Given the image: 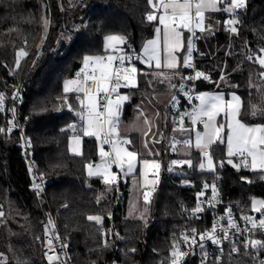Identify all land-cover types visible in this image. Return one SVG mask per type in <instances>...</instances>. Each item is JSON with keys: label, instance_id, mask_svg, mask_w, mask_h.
<instances>
[{"label": "trees", "instance_id": "1", "mask_svg": "<svg viewBox=\"0 0 264 264\" xmlns=\"http://www.w3.org/2000/svg\"><path fill=\"white\" fill-rule=\"evenodd\" d=\"M152 10L148 0H0V86L5 88L4 81H21L17 116L25 127L32 159L31 165L18 130L0 132V253L7 264H49L38 241L49 207L68 242L73 264H106L113 254L119 264H135L140 257V264H160L176 228L194 223L189 214L197 200L195 183L210 175L199 167V150L190 151L192 166L184 165L183 172L162 173L146 221L126 216L125 177L124 198L113 214L115 228L123 237L116 243L102 234L114 185L106 188L100 177L89 176L85 170L86 164L101 160L98 143L94 137L82 136L80 154L68 147V126L75 113L62 104L64 81L75 77L85 55L105 54L103 42L108 35L125 36L124 49H139L153 31V22L146 19ZM221 14L213 35L193 37L195 67L212 79L211 83L202 79L199 84L206 90L237 93L243 102L242 121L264 123V116L253 118L250 107L264 103V67L255 62L264 48V0H245V7L233 17L239 20L234 25L238 34L224 23L232 16ZM20 49L28 55L17 66ZM136 68V86L122 88L129 97L122 121L130 117L141 96L175 93L187 69L180 66L172 70L174 74L159 78L151 68ZM67 95L68 103L76 107L75 95ZM7 123L2 110L0 128ZM166 132L167 128L164 135ZM129 147L137 149L132 141ZM209 151L213 161L222 162L218 173L225 199L240 209H249L251 197L264 199V171L238 170L228 164L225 144L215 143ZM162 156L166 162L175 157L172 152ZM233 160L240 163L237 157ZM34 170L47 180L44 192L36 187ZM92 215L102 216V222L89 220ZM261 257L264 251L258 257L238 253L208 264H255Z\"/></svg>", "mask_w": 264, "mask_h": 264}, {"label": "snow or ice", "instance_id": "2", "mask_svg": "<svg viewBox=\"0 0 264 264\" xmlns=\"http://www.w3.org/2000/svg\"><path fill=\"white\" fill-rule=\"evenodd\" d=\"M227 2V0H148L149 5L154 9L153 12L147 14L146 19L149 22L157 21L159 26L155 28V38L148 40L143 47V56H136L137 60L147 64L149 67L154 66L157 69L162 67L177 70L178 69V57L177 51L184 48V36L185 32L191 33L192 36L187 39V55L184 56L183 65L185 68H192V52H193V40L196 31L204 32L206 30L204 26L205 12L211 10L214 12L223 11L225 13L236 16L238 9L245 7V0H230L228 7L220 9L217 7L218 3ZM157 12L160 14L157 15ZM224 23L230 27V31L238 34V29L234 26L239 23L237 19H229ZM47 21H45V27ZM162 26V27H161ZM207 30H210V26ZM104 51L105 55L89 56L85 55L82 60L81 69L75 74V78L67 79L64 81L62 104L70 111L72 110L71 104L68 103V95L74 94L76 101L80 105V110L76 112V115L83 121V128L81 131L86 137H95L99 142V156L102 161L101 164L93 165L89 163L86 165L89 176H102L103 182L107 185H114L118 183V176L111 169L113 165H116L120 172L124 175L132 174L135 171L136 163L138 160V153L129 151L123 145L130 144L131 141L119 139L118 121L121 111V107L125 101L129 99L128 96L119 94V89L123 87H134L136 74L138 69L135 65L131 64L133 59L132 55L125 52L121 47L127 44V38L120 35H108L104 38ZM162 42V48H161ZM264 52V49L260 50ZM115 53V54H113ZM163 54V64H162ZM28 53L23 49L18 52V57L27 56ZM247 59L252 60V56H248ZM128 62V66H125V62ZM118 62V65L114 66ZM255 62L264 67V56H257ZM17 66H19V59L17 60ZM264 76V73H261ZM210 80V77L205 73L196 71L195 76L182 77L189 81L201 79ZM223 80V76L221 77ZM124 82L123 84L121 82ZM175 87V85H173ZM180 91L184 92V95L192 100L190 95L191 90L185 91L184 85H180ZM82 94V95H81ZM199 101V104L194 106L191 111L179 114V130L190 131L195 133V147L202 151L203 156L207 159L208 170H213V159L211 154L205 149L210 148L215 143L225 144L227 147V163L233 165L238 170L240 168L250 169L253 172L264 171V123L246 124L241 119L243 102L239 96L235 93L231 94V99L225 100L223 93H201L194 97ZM173 102H176V97L172 98ZM3 94H0V111L3 110ZM251 115L253 118L257 116H264V103L252 104ZM13 114L15 108L11 109ZM223 113L226 118V123H217V117ZM187 117L193 126L197 123L203 125V132L197 131L195 127L192 129L184 128V120ZM14 118V117H13ZM147 123V121H145ZM16 125L10 122V126L7 129L11 132ZM73 131L76 130L75 125L68 126ZM225 129L227 131L225 132ZM176 131L177 129H173ZM6 130L0 128V132ZM77 143H79V137H73ZM154 143L157 141H153ZM176 141L172 145V150H176ZM185 145L192 143L191 139H185L183 141ZM110 145V150L105 151L104 146ZM145 149L152 155L150 149H148L147 142L145 143ZM73 151H76L73 149ZM159 155V153H156ZM237 157L240 160L239 164H233V158ZM144 168L154 169V175L158 176L161 164L156 160L144 159L142 161ZM172 165L187 164L192 166L191 160L171 162ZM204 164H200V168L204 169ZM171 170V165L169 166ZM145 185L155 184L156 181H150L147 179V172L144 173ZM38 187V186H36ZM208 184L204 185L207 189ZM213 200L217 196V190L215 185H211ZM203 192L198 194L202 196ZM149 192L144 193L145 202L149 201ZM99 202V200L97 201ZM211 206L212 200L208 201ZM252 208L254 211L261 214L264 217V199H252ZM199 203L197 204L194 212H200ZM228 228H235L237 231H242L232 218L231 209L226 210ZM3 215V213H0ZM89 220L102 222L100 216H89ZM223 219V218H222ZM243 219L248 221L252 225V229L264 230V218L256 220L251 216H244ZM53 222L49 220V224ZM53 224V228H54ZM252 229H249L251 231ZM196 229H192V235L185 234L183 236L184 243H188L189 247L192 245L203 248V241L205 239L211 240L214 244H221L223 240L228 239L227 229L220 227L219 233L217 232V224H213L211 231L201 233L199 235V242L195 237ZM47 234V229H46ZM57 240L60 237H55ZM107 243V242H106ZM251 246L252 248H264V240H250L245 247ZM49 251L52 255L47 256L49 264H56L60 261L59 255L55 254V248L53 247L52 239L48 240ZM61 247H67L66 244H62ZM132 251H135L133 249ZM222 251V249H220ZM233 252H238L239 249L233 247ZM190 253L180 250V245L173 246V250L170 257V264H183L182 258ZM220 259L219 257L217 258ZM0 264H7V258L0 253ZM18 264H24V262H18ZM63 264V262H60ZM203 264V261H202ZM264 264V261L261 262Z\"/></svg>", "mask_w": 264, "mask_h": 264}, {"label": "built area", "instance_id": "3", "mask_svg": "<svg viewBox=\"0 0 264 264\" xmlns=\"http://www.w3.org/2000/svg\"><path fill=\"white\" fill-rule=\"evenodd\" d=\"M229 5V4H228ZM228 7V6H227ZM240 10V9H238ZM237 10V11H238ZM228 15L229 14L227 13ZM230 19H234L233 16ZM231 26H229L230 28ZM264 49V48H261ZM125 52L132 55L133 59L131 62L136 61V56L139 55L138 49L132 48V49H124ZM193 52H194V46H193ZM192 52V68H187L186 72L183 76H181L180 80L177 83L175 96L177 101L170 107L169 109V126L167 127V132L164 135L163 139V145H164V153L171 152L172 145H173V129H177L179 127V114L185 113L188 111H191L194 106L198 104V100H196L194 97L204 93L205 91H210L204 89V87H201L199 84V81L201 79L196 80H186L182 79V77H189V76H195V72L198 71L195 67V58ZM264 54V52H262ZM115 54V53H113ZM105 55V54H103ZM25 59L22 60L21 65L24 64ZM118 65V62L114 64V66ZM128 65V62H125V66ZM82 67V65H81ZM81 67L78 69V71L81 69ZM220 76L218 77V79ZM207 83H211L212 79L206 80ZM5 82V88L0 86V94H3L4 101H3V111L5 112V115L8 119V123L5 125V130L10 126V122L14 123L16 126L12 130H18L21 136L22 146L25 154L28 157L29 163L32 165V159L30 155V150L28 148V141L25 136V127L23 124L20 123L18 116H17V103L20 99L21 94V81H4ZM122 83V82H121ZM123 84V83H122ZM183 84L185 91L191 90L190 95L193 97L192 100H189L187 96L184 95V92L180 91V85ZM123 86L119 89V94L125 95L122 91ZM82 95V94H81ZM125 103V102H124ZM124 103L121 107L120 111V118L124 112ZM77 106H72V112L75 113V118L71 121L70 125H79L82 124L83 121L80 119L79 116L76 115V112L80 110V105L76 101ZM15 108V113L11 111V109ZM14 117V118H13ZM186 118V117H185ZM120 120V119H119ZM119 124V121H118ZM121 139V136L118 137ZM189 139V138H186ZM105 151L110 150V145L104 146ZM205 151H209V149H205ZM202 154V151H201ZM165 158V157H164ZM101 161V160H100ZM102 162V161H101ZM201 163L204 164V171L210 172V175L208 177L202 178L199 181L195 183L196 189H197V200L195 202V206L190 211V218L194 221L191 225L181 226L176 228V232L174 235L170 236V244L167 250V253L162 257V260L160 264H170V257L173 250V246L176 244L180 245V250L190 253L189 255L182 258L183 264H208L211 262L219 263L224 260V258L236 255L238 253H247L252 254L254 257L260 256L264 248H252L250 245L248 247H245V244L248 243L250 240H264V230H255L252 229V225L243 219L244 216H247V211L245 207H242L241 209L238 207V204L235 202L229 201L224 198V196L221 193L220 185H219V176L218 170L222 168V162L213 161V170H208V164L207 159L202 154V161ZM113 171L118 176V183L114 184V196L112 198L111 202V209L108 214V220L106 226L102 229V234L106 240L118 242L123 239V237L117 232L115 228V221H114V210L122 203L124 198V176L123 173L120 172L119 168L116 165L112 166ZM168 170V167L164 165L162 169V173L166 172ZM250 170V169H248ZM155 170L151 171V174L154 173ZM161 173V175H162ZM154 175V174H153ZM34 177L37 182L38 189L40 191L45 190V185L47 183V180L43 178L40 174H38L34 170ZM160 182V177L158 178L157 182L153 186V188L149 189L148 192L150 193V201L152 203L153 198L156 194V191L158 189ZM208 184L209 187L207 189L204 188V185ZM215 185L217 190V196L213 200V193L211 189V185ZM203 192L202 196H199L198 194ZM145 193V192H144ZM143 193V196H144ZM212 200L211 206L209 205L208 201ZM199 203L200 208L202 211L200 212H194V209L196 208L197 204ZM231 209L232 212V218L236 222V224L239 226V228L242 231H237L235 228H228L227 223V213L226 210ZM223 218V219H222ZM49 220H51L53 223L49 224ZM256 222H259V219H255ZM217 224V232L220 235H223L222 233H219V228L223 227L227 229L228 233V239L223 240L221 244H214L211 240L205 239L203 243V248L192 245L189 247L188 243H184L183 236L185 234L192 235V229H196L195 237L197 241L199 242V235L201 233H205L207 231H211L213 224ZM54 224V228H53ZM149 222L147 223V225ZM47 229V234H46ZM249 229H252L249 231ZM59 236L60 239L57 240L55 237ZM49 238L52 239L53 247L55 248V254L59 255L60 261L56 262V264H60V262H63V264H73L70 252H69V245L67 240L62 236V234L59 232L58 224L54 216L53 210L49 207L46 211V221L43 224V230L41 236L38 238L39 244L41 246V249L44 253L45 259L47 260L46 253L48 255H52L53 253L49 251L48 247V240ZM145 242V240H143ZM62 244H66L67 247H61ZM233 247H236L239 249L238 252H233ZM222 249V251H220ZM119 250L118 244H115V251ZM133 250V249H132ZM4 255V254H3ZM4 257H6L4 255ZM220 258L219 260L217 258ZM142 261V258L140 257L138 261L135 264H140ZM264 261V257L257 258V262L255 264H261V262ZM49 263V262H48ZM106 264H119L116 254H113L112 258L106 263Z\"/></svg>", "mask_w": 264, "mask_h": 264}, {"label": "crops", "instance_id": "4", "mask_svg": "<svg viewBox=\"0 0 264 264\" xmlns=\"http://www.w3.org/2000/svg\"><path fill=\"white\" fill-rule=\"evenodd\" d=\"M154 2H155V0H154ZM229 2H230V0H227V2L218 3V8H220V9L226 8L228 6ZM153 11H154V9L152 10V12ZM221 12H222V10L218 11V12L207 10L205 12L206 18H205V22H204L205 23L204 26H205L206 30L204 32H200L199 30H197L194 38H199L202 36L210 35L209 34L210 30H213V32H214V30H216L221 23V20H220V18L222 17ZM159 14L160 13L157 12V15H159ZM157 26H159L158 20L153 21V31H152L151 35L148 36L141 43V45L138 49V52H139L138 56L144 55L143 54V47L146 44V42L148 40L155 38V35H156L155 34V28ZM209 26H210V30H207L209 28ZM186 40H187V35L185 32L184 44H186ZM103 45H104V42H103ZM193 46H194V42H193ZM161 48H162V42H161ZM183 51H184V48L178 50L176 53V55L178 57V67L182 66L181 62H182ZM163 62L164 61H163V54H162V64H163ZM131 64L135 65V67L137 65H139V66H143L146 68H151L152 71H154V73L156 75H160L163 78H166L167 76H169L173 73L172 70L164 68V67H162L160 69L155 68L154 62H153V67H149L147 64L141 62L140 60H136L135 62H131ZM176 75L178 76V74H176ZM122 83H124V82L122 81ZM204 93H208V94L223 93L225 96V100H228V99H231V94L235 93V92H232V91L224 92L221 90H210V91H205ZM235 94L237 96H239L237 93H235ZM174 96H175V93L168 92V91L156 92V93H153L152 95H149V96H141L137 102V105L132 109L130 117L127 120H124L123 122H119L117 131L119 132L121 139L132 141V144L136 143L137 149H135V150L131 149L129 147V144L123 145V146L126 147L129 151H133V152L138 153V160L136 163L135 171L129 175L123 174L124 178L128 177V185H129L131 176H135L138 178V175H139L138 164H139L141 158H147V159L156 160V161L160 162L162 169H163L164 165L168 166L169 162H166L164 156H162L164 153L163 139H164V131L169 126V122H170L168 109L175 103L172 100V98ZM198 104H199V102H198ZM145 121H147V123H145ZM222 122L226 123V118L223 117V115L221 114L220 116L217 117V123L219 124ZM83 126H84L83 123L80 124V131L79 132L81 134V137L84 136L83 132L81 131ZM193 127H195V129L197 131L203 132V125L202 124L197 123L195 126H193L191 124V121L186 117L184 120V128L185 129H192ZM130 135H135L136 137L133 139H130L129 138ZM186 138H190L192 141V143L190 145H187V146H190V151L192 149H197L195 147V133L190 132V131H181V130H179V127H178L176 131H173V144L176 141H179L180 143H176V150L171 151L172 153H174L175 157L173 159H171L170 161L175 160V159H176V161H179L181 159V157L182 158L188 157V155L190 154V151H189L188 155H186V156H183V155L181 156L180 154L177 153L178 150H181V147L184 148L185 144L183 143V141ZM153 141H157V142L154 143ZM146 142L148 144V149H150L152 152V155H149V152L145 149V143ZM225 147H226V143H225ZM197 150H199L201 152L200 149H197ZM156 153H159V155H156ZM101 163H102L101 161H98L96 163H91V164L93 165V168L95 170V165L101 164ZM86 165H88V164H86ZM85 170H86V173L88 175L87 167H85ZM168 171H169V168H168ZM97 176L100 177L103 181L102 176H99V175H97ZM160 176H161V174H160ZM156 180H157V178H156ZM126 200H127V198H126Z\"/></svg>", "mask_w": 264, "mask_h": 264}, {"label": "rangeland", "instance_id": "5", "mask_svg": "<svg viewBox=\"0 0 264 264\" xmlns=\"http://www.w3.org/2000/svg\"><path fill=\"white\" fill-rule=\"evenodd\" d=\"M217 7H218V4H217ZM209 34L213 35V30H210ZM186 35H187V39H188V37L192 36L191 33H187V32H186ZM192 40H193V37H192ZM104 43H105V41H104ZM186 49H187V40H186V44H185L184 51H183V54H182V62H181V64H182L183 67H184L183 59H184V56L187 55V50ZM259 56H264V54L262 53ZM22 57H18L19 61H20V59ZM157 76L159 77L160 75H157ZM136 77H137V74H136ZM159 78H161V76ZM70 79H73V78H70ZM135 84H136V79H135ZM63 86H64V83H63ZM222 115H223V113H222ZM223 117H224V115H223ZM119 118H120V115H119ZM119 122H123V121L120 119ZM222 123H224V122H222ZM79 131H80V124L76 126V130L75 131L70 129V135H69V139H68V147H69V150L72 153H74V154H80L81 153V138L82 137H81V134H80ZM226 131H227V129H225V132ZM73 137H79L80 138L79 139V143H77L76 140L73 139ZM95 140H96V138H95ZM97 143H98V152H99V142L97 141ZM73 149H75L76 151H73ZM189 151H190V146L184 145V148L181 147V150H178L177 153L180 154L181 156L182 155L186 156V155H188ZM226 153H227V147H226ZM226 156H227V154H226ZM144 159H147V158H141L140 162L138 164V167H139L138 178L135 177V176H131V178H130V182H129V185H128V188H127L128 189V196H127V200H126L125 213H126V216L129 217V218L140 219V220L146 221L149 218L150 214H151V201H150V198H149V201L145 202L143 193L144 192H148V190L153 188V186L155 184L154 185L153 184L145 185L144 173L147 172V179L148 180L157 181L158 178L160 177V174L162 173V168H160L158 176L153 175V174H151V171L154 170V169H152V168L145 169L144 168V165L142 163V161ZM148 160H151V159H148ZM184 160H189V158L188 157H183V158L181 157V159L179 161H184ZM227 160H228V157H226V161ZM172 161H169V164L167 166L169 168V166L171 165V170L170 171H173L174 173L183 172V170H184L183 166L187 165V164L172 165L171 164ZM200 164H199V167H200ZM233 164H235L234 160H233ZM156 178H157V180H156ZM105 185H106V188H108V189L110 188V185H107V184H105ZM253 198L257 199V200L262 199L260 197H251L250 198L249 209L247 211V216H251L254 219L264 218V217L261 216L260 213H258V212L253 210L252 204H251V200ZM92 216H100V215H92ZM100 217H102V216H100ZM102 220H103V218H102ZM99 223H101V222H99Z\"/></svg>", "mask_w": 264, "mask_h": 264}]
</instances>
